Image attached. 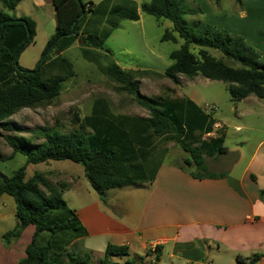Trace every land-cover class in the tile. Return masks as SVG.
Instances as JSON below:
<instances>
[{
	"label": "trees",
	"instance_id": "obj_1",
	"mask_svg": "<svg viewBox=\"0 0 264 264\" xmlns=\"http://www.w3.org/2000/svg\"><path fill=\"white\" fill-rule=\"evenodd\" d=\"M21 1L0 0V129L21 132L22 129L10 121L12 116L26 108L50 105L60 96L63 83L76 76L73 63L63 52L78 41H81L86 60L97 62L91 56V50L102 52L100 57H109L103 73L149 115L140 122H127L133 118L115 115L105 100H99L93 105L91 115L81 120L79 130L65 133L39 127L31 137L15 135L7 138L12 148L7 158L20 154L26 158V163L11 176L0 174V197L6 194L14 199L18 223L14 230L2 235L4 244L10 246L33 225L32 241L25 250L26 257L19 264H93L90 253L80 254L72 248L73 242L87 233L76 211L63 199L66 185L53 184L44 173L27 178L28 166L51 161L81 165L91 188L105 201L109 190L136 184L123 167L132 165L133 157L146 159L150 156L146 145L152 143H147L145 136L151 133L165 136V143L178 144L201 171L205 156L213 158L228 152L225 133L220 131L217 138L203 140L204 134L212 132L216 124L209 115L194 116L182 101L148 98L140 93L136 79L165 77L179 86L182 77L190 81L200 77L225 84L235 104L249 97L264 100V58L242 36L199 20L187 25L185 16L196 17L201 12L187 8L186 0H149L141 7L124 0L123 5L113 6L107 13L105 21L109 28L103 36L83 29L89 12L93 11L92 2L51 0L56 12L55 33L45 45L36 68L26 70L20 67L19 56L34 42L37 24L31 17L9 15ZM235 1L242 5V0ZM100 7L99 13H102ZM139 9L158 21L164 19L172 23V29L163 33L162 42L181 41L180 47L171 52L172 65L164 74L148 70L125 71L111 58V51L103 47V40L118 29L120 22L140 19ZM211 51L219 52L222 58H217ZM188 105L198 109L190 101ZM88 129L92 133L87 132ZM41 140L42 144H35ZM132 167L131 172L142 174L139 166L133 164ZM261 196L264 199V191ZM156 255L157 262L160 252ZM114 256H129V248L108 245L99 264H119L111 261ZM260 259V255H253L247 259L239 258L238 262L257 264ZM122 264L144 263L127 259Z\"/></svg>",
	"mask_w": 264,
	"mask_h": 264
},
{
	"label": "crops",
	"instance_id": "obj_2",
	"mask_svg": "<svg viewBox=\"0 0 264 264\" xmlns=\"http://www.w3.org/2000/svg\"><path fill=\"white\" fill-rule=\"evenodd\" d=\"M83 1L92 2L93 0ZM102 2L103 0L96 4L92 2L93 11L89 12L83 29L90 30L91 26L97 29L104 24V20L99 17L100 13L94 15ZM250 2V0H242V22L250 18L249 14L252 17L261 18L258 13H264L263 6L248 8L247 5ZM33 3L36 12L31 18L37 24L36 37L40 29L47 30L45 36L47 44L56 29L54 6L51 0H33ZM207 10L204 11V16L209 19L211 13L213 15L221 9L212 11L208 6ZM9 15L12 16L10 12ZM16 18H21V16ZM140 20L141 15L138 21ZM244 26L246 31L241 26L239 27L242 31L240 36L258 50L264 58V32L259 29H249L247 25ZM73 47L64 51L63 55ZM115 62L123 70L132 71L120 65L116 60ZM184 79L186 80L183 77L180 79L181 84L176 85L177 88H170L171 91L175 90V93H159L151 99L165 97L173 101H182L194 116L201 117L206 113L198 103V94L192 88L203 81H199V78L192 81H184ZM183 88L191 89V94L187 95ZM253 98H246L239 104L254 100ZM255 100L253 101L255 103L250 104L264 106L259 99ZM189 101L194 103L198 109L189 106ZM106 102L115 115L133 118L128 119L127 122H140L141 119L149 118V115L133 116L115 113L109 102ZM91 113L92 109L85 117L90 116ZM215 123L212 132L204 134L202 139L217 138L222 131L225 133V146L228 152L213 158L205 156L204 169L201 171L182 148L178 153L172 154L165 146V136L148 133L145 137L148 139L147 143H152L146 145L150 156L146 159L133 157L131 159L135 160L132 165L123 167L128 170L130 179H134L136 184L109 190L105 201L91 188L86 176L87 185L85 186L77 184L76 176L72 177L68 174V184L61 181L54 182V184H65L64 192L74 185L78 193L76 206L72 207L68 203L67 205L76 211L87 234L75 240L72 248L78 244L80 251L77 250V252L90 253L93 264H99L108 245L129 248V256L111 257L113 263L119 264L127 259L148 264L153 258L155 260L152 264H161L166 256L170 264H215L216 261L223 262L219 264H240L239 258L247 259L253 255H260L261 259L257 264H264V199L261 196V192L264 191V137L244 159L242 169L237 171L236 165L243 156L239 150L231 151L227 145L229 131L226 128L228 126L224 122L215 121ZM234 129L241 137L239 145L237 144L238 149H248L251 142L249 132L256 131V129L246 123L234 124ZM87 132L92 133L90 129ZM236 152L238 160L233 162L225 160ZM133 164L141 168L142 174L131 172ZM132 175L135 177L132 178ZM152 176L153 180H151ZM70 178L73 179L70 180ZM117 190L123 193H117V196L111 197V194H115ZM136 204L139 206L138 209H136ZM15 214L14 199L6 194L1 196L0 264H19L26 257L25 250L31 243L35 232V227L30 225L17 240L13 241L10 246H6L2 241V235L16 228L18 223ZM157 247L159 251L156 250ZM158 252H160V259L156 262Z\"/></svg>",
	"mask_w": 264,
	"mask_h": 264
},
{
	"label": "rangeland",
	"instance_id": "obj_3",
	"mask_svg": "<svg viewBox=\"0 0 264 264\" xmlns=\"http://www.w3.org/2000/svg\"><path fill=\"white\" fill-rule=\"evenodd\" d=\"M101 0H93L94 4ZM124 0H103L100 13L104 24L95 29L91 26L90 32L103 36V32L109 28L106 19L107 13L113 6L123 5ZM139 7L142 4L148 3L149 0H132ZM248 8L264 7V0H250ZM185 6L191 9H199L201 12L196 17L185 16L184 21L187 25H192L197 19L217 28L224 29L231 34H241L240 26L246 31L247 25L249 29L261 30L264 32V13H258L259 17H252L242 22L241 20V5H238L235 0H186ZM208 6L212 11L220 10L212 15L209 19L205 17L204 11H208ZM1 7V4H0ZM36 8L33 0H23L18 8L10 12L12 16H35ZM100 12L95 11L94 15ZM225 12V13H224ZM209 13V12H208ZM141 15L140 21H122L119 23L118 29L114 30L111 35L103 40L105 49L111 51V58L117 61L120 65L128 67L132 71H153L159 74H164L165 70L172 65L169 59L171 52L177 50L181 41L178 43L162 42L161 37L167 29H172V23L162 19L158 21L155 17L147 15L139 9ZM47 30L40 29L39 35L32 44H30L19 56V65L23 69L33 70L42 58V52L45 48V36ZM73 48L65 53V56L70 59L74 65L76 76L67 80L62 85L60 96L52 103L41 105L35 108H26L10 118V121L17 127L21 128V132H9L0 129V174L11 176L19 168L26 163V158L18 154L12 159L7 158L12 153V148L7 141V138L15 135L31 137L34 131L39 127H48L62 132H74L81 128V120L91 112L95 102L99 99H105L109 102L113 112L126 115L148 116L146 110L138 106L134 100L127 94L120 91L119 85L112 82L103 73L104 67L110 61L109 57H100L102 52L91 50V56L97 62L86 60L82 54L81 41H78ZM217 58H222L219 52L211 51ZM103 54V53H102ZM264 54V53H263ZM199 78V81L192 90L198 94L199 104L214 121L224 122L229 135L227 137V145L231 151L239 150L243 158L237 163V171L242 169L244 159L248 156L258 141L264 137V106L250 104L255 103L254 100L235 104L231 100V95L228 92L226 85L210 81L205 78ZM202 79V80H201ZM188 80V79H186ZM184 79V81H186ZM136 81L139 83L140 93L144 96L154 98L159 93L170 94V88H177L172 80L162 77H138ZM191 89L183 88L187 95H190ZM260 100V99H259ZM264 105V100H260ZM215 106L217 109L214 112L208 110L209 107ZM238 109V111H237ZM241 114V115H240ZM240 119V121H239ZM246 123L253 129L249 132L251 142L248 149L240 150V136L234 129V124ZM43 140L36 141L35 144H42ZM168 150L172 154L178 153L181 147L175 142L166 143ZM180 147V148H179ZM238 153H233L226 161L238 160ZM27 178H31L35 173H44L49 181L53 184L56 181L69 183L68 175L77 178L78 183L83 186L87 185V180L84 175V169L81 165L70 161H51L49 164L30 165L27 168ZM67 172V173H64ZM68 174V175H67ZM73 178H70V180ZM114 192V191H113ZM111 194V197L123 193L117 190ZM63 199L70 204L76 206L78 201V193L74 189V185L69 187V190L64 192ZM139 206L136 204V209ZM74 251L79 250L78 244L74 245ZM151 262L148 264H152ZM226 261V259H223ZM222 261H216L219 264ZM223 263V262H222ZM161 264H170L168 257L163 259ZM212 264V263H211Z\"/></svg>",
	"mask_w": 264,
	"mask_h": 264
},
{
	"label": "built area",
	"instance_id": "obj_4",
	"mask_svg": "<svg viewBox=\"0 0 264 264\" xmlns=\"http://www.w3.org/2000/svg\"><path fill=\"white\" fill-rule=\"evenodd\" d=\"M216 109H217V108H216L215 106H211V107L208 108V110L211 111V112L216 111Z\"/></svg>",
	"mask_w": 264,
	"mask_h": 264
}]
</instances>
